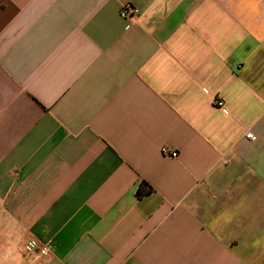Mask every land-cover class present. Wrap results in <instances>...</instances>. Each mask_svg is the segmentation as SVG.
<instances>
[{
    "label": "crops",
    "instance_id": "crops-1",
    "mask_svg": "<svg viewBox=\"0 0 264 264\" xmlns=\"http://www.w3.org/2000/svg\"><path fill=\"white\" fill-rule=\"evenodd\" d=\"M0 264H264V0H0Z\"/></svg>",
    "mask_w": 264,
    "mask_h": 264
},
{
    "label": "built area",
    "instance_id": "built-area-1",
    "mask_svg": "<svg viewBox=\"0 0 264 264\" xmlns=\"http://www.w3.org/2000/svg\"><path fill=\"white\" fill-rule=\"evenodd\" d=\"M121 12H122L123 17H125L126 19H134L138 15V10L131 5H126L125 7H123ZM217 105L223 106V103L217 102ZM247 137L249 139H254V136L252 134H248ZM163 152L165 153V155H169V156H176L177 155L176 152L169 153V151L165 148L163 149ZM48 254H49L48 247L43 246V247L39 248V255L47 256Z\"/></svg>",
    "mask_w": 264,
    "mask_h": 264
},
{
    "label": "trees",
    "instance_id": "trees-1",
    "mask_svg": "<svg viewBox=\"0 0 264 264\" xmlns=\"http://www.w3.org/2000/svg\"><path fill=\"white\" fill-rule=\"evenodd\" d=\"M145 193H146V192H143L142 190H140V191L138 192V194H139L140 197L143 196Z\"/></svg>",
    "mask_w": 264,
    "mask_h": 264
}]
</instances>
